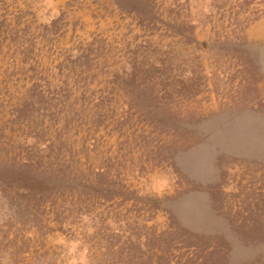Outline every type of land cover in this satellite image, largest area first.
<instances>
[{
    "label": "rangeland",
    "instance_id": "1",
    "mask_svg": "<svg viewBox=\"0 0 264 264\" xmlns=\"http://www.w3.org/2000/svg\"><path fill=\"white\" fill-rule=\"evenodd\" d=\"M0 264H264V0H0Z\"/></svg>",
    "mask_w": 264,
    "mask_h": 264
}]
</instances>
